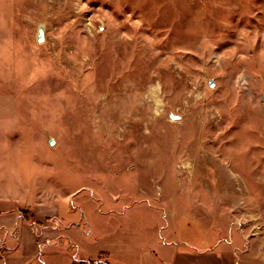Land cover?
<instances>
[{
	"label": "rangeland",
	"instance_id": "1",
	"mask_svg": "<svg viewBox=\"0 0 264 264\" xmlns=\"http://www.w3.org/2000/svg\"><path fill=\"white\" fill-rule=\"evenodd\" d=\"M79 199L264 264V0H0V209Z\"/></svg>",
	"mask_w": 264,
	"mask_h": 264
},
{
	"label": "crops",
	"instance_id": "2",
	"mask_svg": "<svg viewBox=\"0 0 264 264\" xmlns=\"http://www.w3.org/2000/svg\"><path fill=\"white\" fill-rule=\"evenodd\" d=\"M72 203L61 205L63 212L0 209V264H86L99 259L101 264H245L218 242L166 234L168 221L128 226L117 202L107 212L97 208L105 218L98 227L83 200H77L79 214ZM28 209L32 215L23 214ZM135 230L138 237L132 234Z\"/></svg>",
	"mask_w": 264,
	"mask_h": 264
},
{
	"label": "trees",
	"instance_id": "3",
	"mask_svg": "<svg viewBox=\"0 0 264 264\" xmlns=\"http://www.w3.org/2000/svg\"><path fill=\"white\" fill-rule=\"evenodd\" d=\"M102 263V259L99 260H95V261H87L86 264H101Z\"/></svg>",
	"mask_w": 264,
	"mask_h": 264
}]
</instances>
